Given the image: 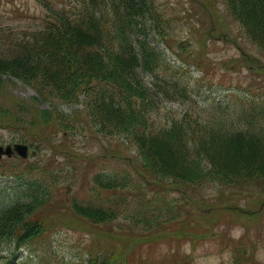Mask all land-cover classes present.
Here are the masks:
<instances>
[{
  "label": "rangeland",
  "instance_id": "obj_1",
  "mask_svg": "<svg viewBox=\"0 0 264 264\" xmlns=\"http://www.w3.org/2000/svg\"><path fill=\"white\" fill-rule=\"evenodd\" d=\"M155 2L164 33L153 42L164 50L167 66L185 73L194 93H200L196 104L163 101L154 113L156 123L182 117L187 108L209 106L210 100L264 101V50L247 36L225 0ZM45 16L40 0H0V41L38 31ZM21 110L32 118L22 127L8 119ZM61 112L70 119L67 127L45 123L46 113L52 120ZM18 142L29 145L26 157H0V210L22 192L20 176L39 179L49 194L33 217L42 230L15 253L0 246V264H103L109 256L116 264H264V177L243 184L213 179L202 185L177 181L103 191L98 202L115 197L121 213L97 223L77 215L73 200L96 195L93 176L100 171L128 170L136 186L130 165L137 164L135 143L96 132L82 101L62 102L6 75L0 89V146Z\"/></svg>",
  "mask_w": 264,
  "mask_h": 264
},
{
  "label": "trees",
  "instance_id": "obj_2",
  "mask_svg": "<svg viewBox=\"0 0 264 264\" xmlns=\"http://www.w3.org/2000/svg\"><path fill=\"white\" fill-rule=\"evenodd\" d=\"M40 1L46 10L44 26L0 41V89L3 76L11 75L45 96L82 101L96 132L130 139L138 151L137 164H130L136 186L128 180V170L97 172L96 195L86 202L73 200L77 215L97 223L117 218L121 210L115 197L106 204L97 200L114 188L139 190L145 184L177 181L202 185L213 179L243 184L264 177V101L210 100L209 106L187 108L182 117L156 123L154 113L163 101L196 104L200 93H194L185 73L167 66L164 50L153 42L157 33H164L155 0ZM225 2L251 41L264 50V0ZM22 110L7 116L20 127L32 119ZM46 115V124L67 127L70 122L64 113L53 114L52 120ZM20 178L22 192L0 210V246L14 253L42 230L33 217L49 194L39 179L28 174ZM116 262L109 256L103 264Z\"/></svg>",
  "mask_w": 264,
  "mask_h": 264
},
{
  "label": "water",
  "instance_id": "obj_3",
  "mask_svg": "<svg viewBox=\"0 0 264 264\" xmlns=\"http://www.w3.org/2000/svg\"><path fill=\"white\" fill-rule=\"evenodd\" d=\"M29 151V145L26 143H15L14 145H7V146H0V157L5 154V155H12L13 153H18L22 157H26L28 155Z\"/></svg>",
  "mask_w": 264,
  "mask_h": 264
}]
</instances>
